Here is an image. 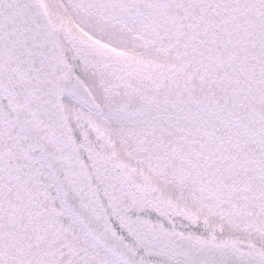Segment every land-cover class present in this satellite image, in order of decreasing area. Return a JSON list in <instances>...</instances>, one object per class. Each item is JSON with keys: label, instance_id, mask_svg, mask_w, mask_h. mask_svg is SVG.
Listing matches in <instances>:
<instances>
[{"label": "snow or ice", "instance_id": "snow-or-ice-1", "mask_svg": "<svg viewBox=\"0 0 264 264\" xmlns=\"http://www.w3.org/2000/svg\"><path fill=\"white\" fill-rule=\"evenodd\" d=\"M0 264H264V0H0Z\"/></svg>", "mask_w": 264, "mask_h": 264}]
</instances>
